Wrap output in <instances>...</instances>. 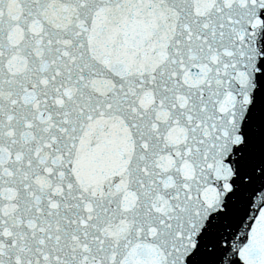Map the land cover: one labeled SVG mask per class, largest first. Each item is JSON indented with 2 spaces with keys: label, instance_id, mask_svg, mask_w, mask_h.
Returning <instances> with one entry per match:
<instances>
[{
  "label": "snow or ice",
  "instance_id": "1",
  "mask_svg": "<svg viewBox=\"0 0 264 264\" xmlns=\"http://www.w3.org/2000/svg\"><path fill=\"white\" fill-rule=\"evenodd\" d=\"M0 264H264V0H0Z\"/></svg>",
  "mask_w": 264,
  "mask_h": 264
}]
</instances>
